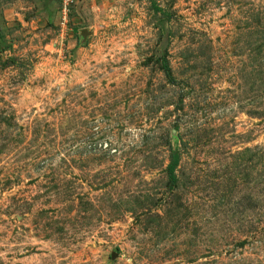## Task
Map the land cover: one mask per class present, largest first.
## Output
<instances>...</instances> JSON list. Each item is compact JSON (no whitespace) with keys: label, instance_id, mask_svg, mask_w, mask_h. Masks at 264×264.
<instances>
[{"label":"rangeland","instance_id":"374dc122","mask_svg":"<svg viewBox=\"0 0 264 264\" xmlns=\"http://www.w3.org/2000/svg\"><path fill=\"white\" fill-rule=\"evenodd\" d=\"M61 1L0 0V264H264V0Z\"/></svg>","mask_w":264,"mask_h":264},{"label":"trees","instance_id":"16d2710c","mask_svg":"<svg viewBox=\"0 0 264 264\" xmlns=\"http://www.w3.org/2000/svg\"><path fill=\"white\" fill-rule=\"evenodd\" d=\"M176 158L177 157L175 156V154H172V152L169 153L168 163L166 165V171L168 178L170 180H174V168L177 162Z\"/></svg>","mask_w":264,"mask_h":264},{"label":"built area","instance_id":"2783aa9c","mask_svg":"<svg viewBox=\"0 0 264 264\" xmlns=\"http://www.w3.org/2000/svg\"><path fill=\"white\" fill-rule=\"evenodd\" d=\"M69 2H70V0H62L61 1V8H62L61 12H62V15H64L65 12H68L67 5H68ZM64 18L65 17L62 16V20H64Z\"/></svg>","mask_w":264,"mask_h":264}]
</instances>
